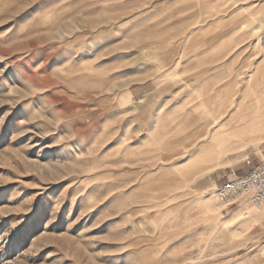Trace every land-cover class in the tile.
I'll list each match as a JSON object with an SVG mask.
<instances>
[{"label": "rangeland", "instance_id": "rangeland-1", "mask_svg": "<svg viewBox=\"0 0 264 264\" xmlns=\"http://www.w3.org/2000/svg\"><path fill=\"white\" fill-rule=\"evenodd\" d=\"M263 87L264 0H0V264H264Z\"/></svg>", "mask_w": 264, "mask_h": 264}, {"label": "built area", "instance_id": "built-area-1", "mask_svg": "<svg viewBox=\"0 0 264 264\" xmlns=\"http://www.w3.org/2000/svg\"><path fill=\"white\" fill-rule=\"evenodd\" d=\"M216 201L226 208L249 200L254 208L264 206V159L242 175L228 178L216 188Z\"/></svg>", "mask_w": 264, "mask_h": 264}, {"label": "bare ground", "instance_id": "bare-ground-1", "mask_svg": "<svg viewBox=\"0 0 264 264\" xmlns=\"http://www.w3.org/2000/svg\"><path fill=\"white\" fill-rule=\"evenodd\" d=\"M252 87H253L254 90H256V84H253ZM262 91L264 92V87L262 88ZM258 106L263 107V109H264V100H262V101L260 100ZM260 107H259V108H260ZM251 110H252V109H251ZM257 112H258V111H257ZM263 113H264V112H263ZM259 114H261V113H259ZM240 117H241V116H240ZM252 119H253V118H252ZM245 120H246V119H245ZM245 120H244V121H245ZM251 122H252V121H251ZM251 122H250V123H251ZM253 122H255V118L253 119ZM260 122H263V119H261ZM257 125H258V124H257ZM249 211H250V208H249L248 206L242 207V208H240V209L234 211L235 213H234V215H233V218H234V219L245 218V217L248 215Z\"/></svg>", "mask_w": 264, "mask_h": 264}]
</instances>
